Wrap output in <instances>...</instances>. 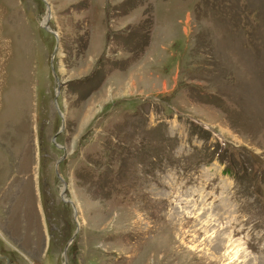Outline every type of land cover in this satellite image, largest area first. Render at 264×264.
<instances>
[{"label": "rangeland", "instance_id": "obj_1", "mask_svg": "<svg viewBox=\"0 0 264 264\" xmlns=\"http://www.w3.org/2000/svg\"><path fill=\"white\" fill-rule=\"evenodd\" d=\"M0 264H264V0H0Z\"/></svg>", "mask_w": 264, "mask_h": 264}, {"label": "water", "instance_id": "obj_2", "mask_svg": "<svg viewBox=\"0 0 264 264\" xmlns=\"http://www.w3.org/2000/svg\"><path fill=\"white\" fill-rule=\"evenodd\" d=\"M48 18H49V15L46 17V20H45V23H47L48 22ZM45 28H47V24L45 25ZM53 31V30H52ZM54 34H56L57 35V33H55V31H54ZM54 77H55V82L56 83H59V81H58V77H57V75L54 73ZM59 113L61 114V112L59 111ZM62 127H63V124H62ZM75 210V209H74Z\"/></svg>", "mask_w": 264, "mask_h": 264}]
</instances>
